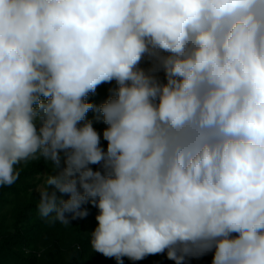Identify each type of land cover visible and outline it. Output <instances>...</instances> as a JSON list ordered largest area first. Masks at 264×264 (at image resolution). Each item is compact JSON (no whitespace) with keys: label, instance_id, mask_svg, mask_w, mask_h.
<instances>
[{"label":"clouds","instance_id":"clouds-1","mask_svg":"<svg viewBox=\"0 0 264 264\" xmlns=\"http://www.w3.org/2000/svg\"><path fill=\"white\" fill-rule=\"evenodd\" d=\"M41 158L40 217L90 202L118 264H264V0H0V187Z\"/></svg>","mask_w":264,"mask_h":264},{"label":"trees","instance_id":"trees-1","mask_svg":"<svg viewBox=\"0 0 264 264\" xmlns=\"http://www.w3.org/2000/svg\"><path fill=\"white\" fill-rule=\"evenodd\" d=\"M140 66L148 70L152 64L145 58ZM156 75L164 80L162 71ZM116 87L115 81L103 83L86 98L94 108L86 114L85 121H92L105 151L107 141L103 139V131L107 125L98 109L114 94ZM61 157V167H64L63 153ZM19 167L22 170L17 181L11 186L0 187V264H118L115 257H107L91 248L90 233L98 226L95 219L98 208L87 202L81 205L88 212L86 217L71 219V213H66L70 218L68 225L58 221L49 223L39 215L37 187L40 183L44 185L45 172L53 173L52 163L41 158ZM89 167L104 172L100 164ZM57 195L65 200L69 198V194L57 192ZM212 256V252L198 257L185 256L182 264H212ZM121 259L123 264H176L168 259L166 251L141 260H131L127 256Z\"/></svg>","mask_w":264,"mask_h":264},{"label":"rangeland","instance_id":"rangeland-1","mask_svg":"<svg viewBox=\"0 0 264 264\" xmlns=\"http://www.w3.org/2000/svg\"><path fill=\"white\" fill-rule=\"evenodd\" d=\"M61 155H62V153H61ZM43 186V183H40L39 185H38V187H42ZM38 187H37V189H38Z\"/></svg>","mask_w":264,"mask_h":264},{"label":"built area","instance_id":"built-area-1","mask_svg":"<svg viewBox=\"0 0 264 264\" xmlns=\"http://www.w3.org/2000/svg\"><path fill=\"white\" fill-rule=\"evenodd\" d=\"M141 62L144 63V60H142ZM160 80H162V78H160Z\"/></svg>","mask_w":264,"mask_h":264}]
</instances>
